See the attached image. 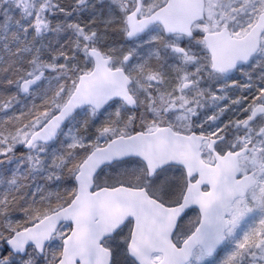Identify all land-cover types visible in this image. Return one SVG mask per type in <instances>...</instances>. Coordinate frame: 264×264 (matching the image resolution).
Returning <instances> with one entry per match:
<instances>
[{
  "label": "snow or ice",
  "instance_id": "1",
  "mask_svg": "<svg viewBox=\"0 0 264 264\" xmlns=\"http://www.w3.org/2000/svg\"><path fill=\"white\" fill-rule=\"evenodd\" d=\"M0 264H264V0H0Z\"/></svg>",
  "mask_w": 264,
  "mask_h": 264
}]
</instances>
